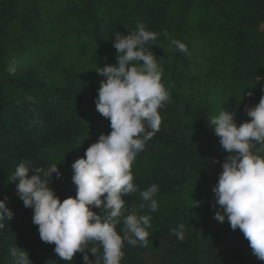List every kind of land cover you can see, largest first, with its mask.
I'll return each instance as SVG.
<instances>
[{
  "label": "trees",
  "instance_id": "trees-1",
  "mask_svg": "<svg viewBox=\"0 0 264 264\" xmlns=\"http://www.w3.org/2000/svg\"><path fill=\"white\" fill-rule=\"evenodd\" d=\"M137 21L158 33L148 47L170 96L159 109L160 130L132 164L138 191L122 197L129 213L151 216L149 241H125L121 264H264L239 228L214 219L213 187L230 153L209 125V117L234 111L239 126L251 119L245 108L264 96V0H0V199L9 197L15 212L0 222V264H12L16 245L33 264H85L83 253L65 262L41 240L34 209L11 181L21 162L55 163L63 173H53L56 194L61 201L76 195L72 164L112 130L96 110L104 77L95 69L117 63L114 33L126 35ZM153 184L156 212L139 194ZM181 223L183 241L171 231Z\"/></svg>",
  "mask_w": 264,
  "mask_h": 264
},
{
  "label": "clouds",
  "instance_id": "clouds-1",
  "mask_svg": "<svg viewBox=\"0 0 264 264\" xmlns=\"http://www.w3.org/2000/svg\"><path fill=\"white\" fill-rule=\"evenodd\" d=\"M163 35L169 34L165 31ZM157 37V32L147 30L140 21L126 35L116 31L112 40L117 63L95 69L104 77L95 99L96 110L110 120L112 130L101 134L85 155L72 164L74 197L61 201L56 194L53 173L56 178L63 173L55 163L44 169L32 168L25 161L15 168L11 182H17L16 192L24 206L34 209L33 223L38 225L41 240L55 244L54 252L65 262L72 261L80 252L85 264H121L125 241L129 245L138 241L143 246L148 244L146 229L151 225V216L140 215L135 210L129 213L122 197L138 191L133 182L132 164L144 150L145 142L160 130L159 109L170 96L162 82L163 69L148 47L150 42L156 45ZM171 43L180 52H188L185 43L175 39ZM8 71L15 74V62ZM26 99L35 102L33 96ZM245 111L251 119L239 126L234 111H221L209 117V125L214 126L221 147L230 153L213 187L214 219L219 222L227 219L233 230L239 228L253 254L264 260V96ZM33 169L35 174L30 176ZM158 191L159 186L153 184L139 192L151 212L158 210L155 198ZM8 200L7 196L0 199V222L14 218ZM199 203L195 201L194 205ZM101 206L100 213L92 210ZM121 223L122 231L117 229ZM3 227L0 223V228ZM171 231L183 241L186 225L181 223ZM101 249L102 257L98 255ZM9 254L12 264H33L30 252L17 245L9 249Z\"/></svg>",
  "mask_w": 264,
  "mask_h": 264
},
{
  "label": "rangeland",
  "instance_id": "rangeland-1",
  "mask_svg": "<svg viewBox=\"0 0 264 264\" xmlns=\"http://www.w3.org/2000/svg\"><path fill=\"white\" fill-rule=\"evenodd\" d=\"M214 231H215V229H214Z\"/></svg>",
  "mask_w": 264,
  "mask_h": 264
}]
</instances>
